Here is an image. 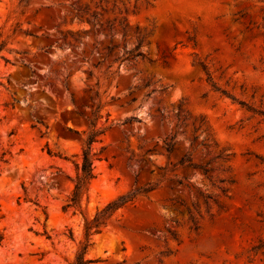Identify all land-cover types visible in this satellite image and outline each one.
<instances>
[{
	"label": "rangeland",
	"instance_id": "1",
	"mask_svg": "<svg viewBox=\"0 0 264 264\" xmlns=\"http://www.w3.org/2000/svg\"><path fill=\"white\" fill-rule=\"evenodd\" d=\"M83 250L264 264V0H0V264Z\"/></svg>",
	"mask_w": 264,
	"mask_h": 264
},
{
	"label": "trees",
	"instance_id": "2",
	"mask_svg": "<svg viewBox=\"0 0 264 264\" xmlns=\"http://www.w3.org/2000/svg\"><path fill=\"white\" fill-rule=\"evenodd\" d=\"M21 2H27V0H21ZM140 45L136 47V49L128 52L129 58H146L145 54L141 51H139ZM152 93H148L147 96H150ZM138 121L140 120L137 117H130L127 118L126 121ZM91 125H93V122H90ZM95 142L94 133L91 132L88 136V138L85 140L86 148L83 151V162L81 166V177L77 179L76 187L73 192L72 201L76 202L78 198L80 197L81 189L83 185L86 182H89L92 178H94V167L93 162L90 159V153L89 148L90 146ZM167 151L170 152V148H167ZM132 195L122 196L116 201H113L109 203L106 208L104 209V212L113 211L123 205H125L127 202L131 201ZM92 262L91 260H85L84 258V250L78 255L76 258V261L73 264H88Z\"/></svg>",
	"mask_w": 264,
	"mask_h": 264
}]
</instances>
